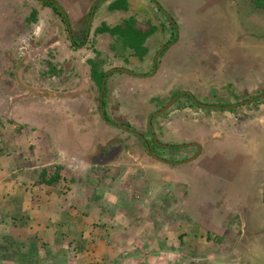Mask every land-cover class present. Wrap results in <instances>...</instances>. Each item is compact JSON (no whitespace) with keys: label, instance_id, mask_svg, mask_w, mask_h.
Listing matches in <instances>:
<instances>
[{"label":"rangeland","instance_id":"rangeland-1","mask_svg":"<svg viewBox=\"0 0 264 264\" xmlns=\"http://www.w3.org/2000/svg\"><path fill=\"white\" fill-rule=\"evenodd\" d=\"M56 1L68 14L71 32L78 38V44L84 40L85 31L90 28L83 45L73 44L61 16L41 0H0V264H23L18 257L26 251H30L33 264H113L108 261L115 258L116 247L128 243L124 237L131 231L134 233L132 243L144 246L145 255L138 257L142 264H213L215 258L225 259L227 253L231 259L240 260L242 264H253L251 245L259 243L264 246V233L260 231L264 226H260L258 232L254 229L262 224L259 217L264 216V192L259 199L254 196L259 195L257 184L264 176L263 171L254 169L262 155L264 158V132L260 135L258 131L263 129L257 130L259 126L256 125L247 129L243 140L237 136L236 139L227 136L223 140L217 137L213 147L220 149L221 143H225L224 148L230 151L226 155V163L215 162L210 167V174L201 169L195 173L196 168L192 167L186 169V172H193L195 185L189 201L187 203L180 199L165 204L167 209H163V212L166 215L171 213L174 219L164 218L165 223L159 231L147 224L148 219L120 215L119 208L117 216L111 213L112 217H104L109 214L106 211L113 210V203L124 189L120 183L131 181L130 195L133 194L135 200L138 199L136 196L141 197L138 192L142 190L138 185L136 187L134 180L136 177H146L147 161L138 156V149H134L136 146L129 150L135 134L130 130H127L128 134L122 133L124 128L119 126L137 131L133 125L119 117L112 119L115 124L111 123L113 126L110 128L101 122V92L91 78L88 59L99 60L105 70L118 63L138 70L141 66L136 57L129 58V61L117 58L109 41L98 44L95 28L107 18L108 5L112 0H103L95 9L91 22L92 6L96 0ZM255 3L254 0H129L126 14L136 18L137 26L143 30L157 26V31L147 42L154 54L146 66L150 69L149 73L152 70L158 73L154 79L157 86L180 88L189 83V87L197 88L196 82L200 80L203 86L198 89L197 95L192 93L199 102L237 104L233 108L220 110L193 105L195 111L201 114H193V117L201 122L203 134L200 140L195 138L187 142L191 144L187 148L176 147L183 149L184 154L192 148L195 157L199 150L197 144L205 146L210 130L222 136L224 127L241 129L244 117V120H249L250 113L255 114L258 105L264 103V96H261L264 94V4L258 6ZM238 7H242L240 12H237ZM33 9L38 10L37 22L28 21ZM167 14L176 22L178 36L169 45L167 43L174 31ZM124 19L121 16L116 21L122 22ZM162 48V52L166 51L161 52L154 66L158 51ZM234 56L239 57L229 59ZM219 67L229 68L230 73L236 72L244 79H247L245 74L248 73L254 74L257 79L261 77L263 89L249 93L238 89L243 84H237V87L235 83L204 84L203 80L212 77V70ZM53 68L56 72H52ZM138 89L136 92L140 93ZM165 93L161 92V97ZM182 97L191 106L192 100L187 96ZM121 98L125 101L124 97ZM251 98L256 99L244 102ZM170 110H173L172 106L159 114L161 121L170 118ZM227 112L232 113L224 121L223 114ZM217 115L222 117L218 118ZM246 124L249 125L248 122ZM146 125L143 127L146 128ZM183 125L177 137L185 133L186 126ZM191 127L194 131L200 129L196 124ZM116 129L124 134L126 146L119 156L118 171L113 168L108 171V176L114 173L117 180L116 185L109 187L101 180L104 176L100 177L104 171H93L90 175L85 168L92 167L90 153L113 136ZM160 137L165 135L161 133ZM120 140L123 141L122 138ZM218 140H222L220 144ZM150 147L152 155L159 150L167 153L168 149L155 143ZM207 151L210 150L202 148L200 153ZM58 165H61V172L67 180L61 182L53 192L37 186L35 181L43 170L53 174ZM201 174L205 176L199 179ZM155 178L158 181V176ZM203 185L211 195L203 193V190L206 191V188L200 189ZM154 188L153 197L146 201L147 208L152 209L155 196L159 198L153 208L157 205V209L162 210L164 203L161 194L171 190L172 183L165 180ZM183 190L187 191L184 187ZM203 194L209 197L206 203L202 202ZM252 195L255 199L252 202L239 201ZM128 204L132 207L137 205L135 202ZM177 206L182 211L186 207L191 215L198 213L195 209L197 206L199 210L202 206L203 211L214 209V215L229 211L244 212L255 217L248 218L246 223L240 220L241 235L233 238L205 233L207 229L214 230L213 226L199 223L194 225L202 233L192 237L191 229L182 228L180 224L189 222L187 226L190 227L193 221L176 216L175 211L180 210L175 208ZM150 212L155 214L153 209ZM69 213L70 217L66 219ZM219 218L218 222L226 223L221 216ZM235 222L232 221V224ZM244 225L245 233L241 229ZM147 226L150 227L145 237L146 247L143 238L137 235L139 231L145 234L143 228ZM97 238L98 243L95 244ZM174 243L181 248L169 249L175 247ZM216 263L219 264V261ZM260 263L263 264L264 260H260Z\"/></svg>","mask_w":264,"mask_h":264},{"label":"crops","instance_id":"crops-1","mask_svg":"<svg viewBox=\"0 0 264 264\" xmlns=\"http://www.w3.org/2000/svg\"><path fill=\"white\" fill-rule=\"evenodd\" d=\"M113 1V0H112ZM111 3V2H110ZM121 16H123L125 19L129 18V16L126 14L125 10H109V14L107 16V18H104V20L102 22H107V24H109L110 26H115L117 24H121L122 22H117L116 19L120 18ZM101 22V24H102ZM101 24L97 25V27H99ZM139 27V26H138ZM95 28V30H96ZM140 28V27H139ZM143 30V29H142ZM96 35H98V37L96 36V39L98 40V44H102L105 41H109L110 42V48L111 50L114 52V55H117V58L119 59H124L126 60V58H131L133 57L132 55H130L132 53V50L127 49L126 51L121 50V51H117V50H113L112 49V44L115 42V38L114 36L110 35L109 33H96ZM150 40V38L148 39V41ZM147 41V42H148ZM149 47V46H148ZM101 49V48H100ZM103 50V49H102ZM152 48H149V53L146 55L144 60H140L138 57V65L141 66V70L137 69V68H133L129 65H126L124 63H118L117 67H125V68H129L131 70V72H126V71H110L107 75V80H106V89H105V98H104V114H102L101 112V122H103L105 125H107L108 128H110L111 126H113L111 123H109L104 115L105 112L108 114V116L111 119H115L116 117L121 118L122 120L128 122L129 124L133 125V127L137 130V133L142 134L143 136H147L149 132H153L156 134L157 139H159L161 142H164L166 144H186L187 142H190L192 139H197L200 140V136L203 134L202 130V124L200 121H198L196 118L193 117V114H199V112L195 111V108L193 107V105L191 104V106L188 103H185L183 101V97L180 96L177 98V100L175 101V103L172 105V109L170 110V118L168 119H164L163 121H161L160 119V115L156 114V112H158L163 106H165L173 97V95L176 92H190L193 93L195 95H197L198 93V89H200L203 84H201L200 80L198 82H196L197 88L194 87H189V83L186 84L185 86H181L180 88H176V87H171L169 89H164V88H160L159 86H157L155 84L154 79L157 78L158 73L154 72L150 75H145L146 73H149L150 69L148 67H146L147 65L150 64L151 59L153 58V54L154 52L151 51ZM135 57V56H134ZM239 56H234V57H229V59L232 58H238ZM226 58V57H224ZM114 66V67H115ZM220 66V65H219ZM232 65H231V69H232ZM105 70V69H104ZM189 71V69H188ZM212 77L210 78H206L203 80L204 84H208V82H211L213 84H217V83H222L223 85H231L232 83H235V86L237 87L238 85H242V87L238 88V89H244V91L249 92V93H253L256 92L258 90L263 89L262 88V78L260 77L259 79H257L255 77L254 74L252 73H248L245 74L247 75V79L243 78V75H239L234 72V73H230V69L229 68H218V69H213L212 70ZM108 72V71H107ZM242 74V72H240ZM214 75V76H213ZM259 84V85H258ZM261 84V85H260ZM139 87V92H136V89ZM132 88V90H128ZM194 88V89H193ZM161 92H166L164 96L161 97ZM237 95V94H236ZM136 96L135 101L132 102L133 97ZM124 97L125 101L121 98ZM167 100V101H165ZM154 105H153V102ZM165 102V104H164ZM122 103V104H121ZM259 109L254 111L253 108H249L251 109L250 111H254L255 114L250 113V115L248 116L249 120H244L241 122V129L238 130V128L236 127V129L231 128V126H229L228 128L224 127V132L222 134V136L217 135V132H214L213 130H210V136L207 137V141L205 143V146L202 147V144H197L199 147L198 150V154L194 157L193 154L195 153L193 151L192 148H189L188 153L184 154V150L179 148V149H175L172 148L173 151H171V148L167 149V153H163V151L159 150V148H157L159 151L156 152V156L150 154V152L148 151V148L146 146V142L140 138L139 135H137L136 133H134L135 135H133V143L132 146L129 147V150H133L132 148L134 146H136V148L134 149H138L137 154L140 158L142 159H146L147 161V169L146 177H142V178H135V184L136 187L137 185L139 186V189L141 188L142 192H138L141 197H138L137 200L133 199V194L130 195V183L131 181H127L124 183H120L121 188L124 187L123 190L120 191V197L117 198V200H115L114 204V208L112 211H106L108 215H104L105 218L107 217H112L111 213H113V216H117L119 213L120 215L123 214V216L126 217H132V218H136V219H148L147 224H150V226H156V223L153 221L155 219H161L163 220L164 218H167L166 216V212H163V209L166 210L167 209V204L170 201H179L180 199H183L185 201H189V197L191 196L192 190L195 187L193 179L192 178V174L193 172H186V169L188 167H192V168H196L194 169L195 173H198L197 170H204L206 174H210L209 170L210 167L215 163H222L225 164L226 163V155L230 150H227L224 148L225 143H221V148L220 149H216L215 147H213V143L214 141H217V137L220 139H226L227 136L232 137L233 139H236L235 136L239 137L241 140H243V138L245 137V134L247 133V129L251 127H255L259 126V128L257 130H261L262 131H258L260 132V135H263L262 132H264V103L259 104ZM194 108V110H193ZM189 111V112H188ZM191 113V114H190ZM232 112H227L226 114H223L224 116V121L226 119V117L231 116ZM126 115L125 118H122ZM128 115V117H127ZM159 115V116H158ZM215 117L216 114H213ZM218 118H221V115H217ZM150 118L152 120V127L150 128ZM113 119V120H114ZM238 118L236 117L235 120H237ZM256 119V121H254ZM234 120V121H235ZM190 122H193V124H191ZM249 123L246 124V123ZM252 123V124H251ZM147 124V125H146ZM181 124H184L183 126H186V131L185 133H181L179 136L177 137V133L180 131V127ZM196 126H200V129L197 131H194V129L191 127L192 125ZM146 125L147 127L144 128ZM122 126V128H124V131L122 133H127V130L133 131L132 129H129L126 126L123 125H119ZM144 126V127H143ZM114 128V127H112ZM126 130V131H125ZM246 130V131H245ZM144 131V132H143ZM161 132L162 134L165 135V137H160L161 136ZM121 135V136H120ZM124 134H121V132L116 129V132L114 133V135L110 136L106 142H103L99 145L96 146L94 152L89 156V161L92 164V167H86V171L87 173L89 172H98V171H104V175L102 174L100 177H102L101 180L104 181V183H106L107 186L111 187L114 185H116V174L112 173V176H108V171L109 169H114L115 171H118V165L120 164L119 161V156L124 153V148H125V138H124ZM120 138L123 139V141L120 140ZM222 140H218V143L220 144V142ZM225 142V141H224ZM114 143V144H113ZM116 143V144H115ZM195 143V142H194ZM98 144V143H97ZM121 144V145H120ZM190 144V143H189ZM248 144V143H247ZM100 146V147H99ZM160 147V146H158ZM119 148V150H118ZM186 148V147H184ZM202 148H207L206 153H200ZM258 147L256 146V149ZM99 149V150H98ZM113 149H117L115 151V153L112 156H109V158H106V156H101V159L98 161V163H94L93 159L97 156H99L100 153H102L103 151H111ZM147 149V151H145ZM213 149V150H212ZM254 149V148H253ZM175 150H177L175 152ZM219 154L218 156H216L217 153ZM134 154L136 153V151L133 152ZM176 153V154H174ZM200 153V154H199ZM89 154V153H88ZM187 155V156H185ZM195 155V154H194ZM254 156H256V154H252ZM212 156V158H210ZM223 157V158H222ZM223 159V161H222ZM116 166H112L114 164H116ZM259 163L257 166H255V170L258 171H263L264 172V158L263 155L262 157L259 159ZM145 167V166H142ZM178 168V169H177ZM180 171V172H178ZM110 175V174H109ZM262 175V174H261ZM155 176H158V181H155L156 178ZM203 176H205V174H201V176L199 177V179H201ZM167 181L169 183H172L173 188L171 190H167L165 191L164 194H161V199L164 203V206L161 209H157V205L153 208V204L157 203L156 201H158V198H155L154 196V200H152V209L155 212L154 215H152V213L150 211H152V209L150 210L149 208H147V199H151L153 197V189H155L154 187L157 185V183H161L163 181ZM263 180H264V176L262 175V179H259L258 184H257V193H259V195H254L256 197H258V199L261 197V195H263L264 189H262L263 187ZM157 182V183H156ZM166 183V182H165ZM186 187H185V186ZM166 186V185H165ZM183 187L186 188L187 191L183 190ZM164 188V187H163ZM206 188V191H204L203 189ZM201 190H203V193H208L209 195H211V193L207 192V187L206 185H203L201 188ZM101 190V189H100ZM136 191V190H135ZM189 192V193H188ZM122 194V195H121ZM104 195V194H103ZM143 195V196H142ZM172 196V197H171ZM254 196L252 195V197H244L239 199V201H243V202H252L255 199ZM104 197H106L104 195ZM147 197V198H146ZM151 197V198H150ZM108 198V197H106ZM142 198V199H141ZM237 198V197H236ZM209 199V197H207V195L203 194L202 195V202H207ZM243 199V200H242ZM263 201V200H262ZM135 202L137 205H135V207H132L131 205H129L128 203H132ZM149 202V201H148ZM142 203V204H141ZM186 203V205H188ZM212 207V206H211ZM119 208V209H118ZM121 208L123 209V211L121 210ZM124 208H130L128 209H124ZM176 209H180L181 207L177 206L175 207ZM120 210L121 212H119L118 210ZM197 209V212L195 215H191L188 214V210L185 209L182 211L181 209L176 212L175 211V215L180 216V218H189L191 219V221H193V224L199 223L201 225H205V224H211L214 228V230H210L207 229L205 231V233H210V234H220L223 235L225 237L230 236L231 238L236 237L241 235L240 233V226H239V222L240 220H245L244 222L246 223V220L250 217H255L254 215L250 214H244L243 213H233V212H222V214H217L214 215L213 212L215 211L214 209L210 210L211 208H209L208 211H203L202 210V206L200 208V210L198 209V206L195 208ZM199 210V211H198ZM119 213H118V212ZM142 211V212H141ZM163 212V213H162ZM180 213V214H179ZM190 213V212H189ZM212 213V214H211ZM263 215V213H262ZM219 216L222 217V219L226 220L225 222H218L217 219H220ZM259 218H262V224L261 225H257V227H254L255 230H257L256 232H258V228L260 226H264V216H260ZM158 219V220H159ZM231 219V221H230ZM254 219H258V218H254ZM159 220V221H161ZM232 221H236L234 223V225L232 224ZM163 222V221H162ZM164 223V222H163ZM232 225V226H231ZM150 226H147L143 229L146 230V234L148 233L147 230ZM238 226V227H237ZM155 229H157L158 231L160 230L161 227H154ZM242 232H247L246 230V226L244 225L242 228ZM81 231V230H80ZM260 231L262 233H264V228H260ZM250 232H252L250 230ZM196 233V232H195ZM200 233H196L197 236ZM254 233V232H252ZM133 231H131V233L129 232L126 233L127 236L124 237V240H127L128 243H126V245H122V246H118L116 247V251L117 253L114 254V257H119L123 254H126V251L131 247V248H142V244H138L140 246H136V243H132L134 241V238H132L131 236L133 235ZM139 234H143V231H139ZM261 234V233H260ZM131 241V242H129ZM132 243V244H131ZM224 245H226V243L223 242ZM176 249H179V244H175ZM231 245V244H228ZM260 245V247H259ZM97 246L94 244V250L95 252H97ZM231 248V246H230ZM112 249H115L112 247ZM234 249V248H233ZM250 252H252L253 254H251V259L253 261V264H261L260 260H264V246L262 244L259 243H253L250 247ZM228 251H230V249H228ZM89 251H87L88 254ZM92 253V252H90ZM92 255H94V253H92ZM225 256V259L222 260H217V258H215L213 260V264H217L216 262L219 261V264H242V262L240 260H236L231 259L230 254L227 253ZM84 257V256H83ZM101 261V260H100ZM264 264V263H263Z\"/></svg>","mask_w":264,"mask_h":264},{"label":"trees","instance_id":"trees-1","mask_svg":"<svg viewBox=\"0 0 264 264\" xmlns=\"http://www.w3.org/2000/svg\"><path fill=\"white\" fill-rule=\"evenodd\" d=\"M41 1L43 2V4L45 6L52 7L61 16L63 22L67 26V30L70 34V37H71L73 44H75L76 46L83 45L85 43L87 36H88V30L85 31L84 40L81 41L80 44H78V38L73 36L72 32H71V24L69 21V16L65 12V10L62 9V6L56 0H41ZM254 1L256 2L255 4H257L258 6H261L264 4V0H260V2H258L257 0H254ZM95 3H96V6L94 8V11H95V9L99 8L101 3H103V0H99V1L96 0L94 2V4ZM94 4L92 7H94ZM158 7L161 11H163V8L160 5ZM241 8L242 7H238L237 12H240ZM108 9L113 10V11L114 10H125V11H127V10H129V0H113V1H111V3H109ZM91 14H92V11H91ZM167 18H168L171 29H173V31H174L172 39L167 43V45H169L172 42L176 41L178 39V36H177V24H176V22L168 14H167ZM37 20H38V10L33 9L30 13L28 21L37 22ZM136 24H137V21H136V18L134 16H130L129 18L124 19V21L121 24H117L115 26H110L109 24H107V22H102V24L96 28L95 33H97V34L98 33H109L110 35L114 36V38H115V42L112 44L113 50H117V51L118 50L119 51L124 50V51H126L127 49H129V50H132L131 55L133 57L135 56V57H138L140 60H144L146 55L149 53V47L147 45V41H148L149 37L152 36L157 31V26L153 25L148 30H142ZM165 51H166V49L162 53H164ZM129 60H130L129 57L126 58V61H129ZM88 63L91 66V78L98 85L99 90L101 92V86H102L103 78L106 75L107 70H104L101 67L99 60H94L92 58H89ZM53 71L56 72L55 68L52 69V72ZM153 71L154 70H152L151 73H153ZM151 73H146L145 75H149ZM177 93L178 92H176L173 95V97ZM179 93H181V96L189 97L192 100V105H196V102H195L196 98L192 93L187 92V91L179 92ZM105 95H106V93H105ZM105 95H104V98H105ZM104 117L108 122L115 123L108 116V114L106 112H105ZM66 180H67V177L64 176L61 172V165H58V166H55L53 174H49L47 170H43V172L40 174V177L37 178L35 183L37 184V186H40L43 189H47V192H53L59 188V185L61 184V182L66 181ZM167 204H169V202ZM171 215L172 214L170 213L166 216L168 217V219L173 220L174 217H172ZM68 217H70V213L67 214L66 219H68ZM159 220L158 219L155 220L156 226H154V227H161L165 223L164 220H163L164 223L162 222V220L161 221H159ZM187 223H189V222L180 224V226L182 228H184V227L190 228L191 232H192L191 233L192 237H197L196 233H199V231H200L199 227H195V225L191 224V223H190L191 224L190 227H188ZM187 231L188 230L186 229V233H188ZM138 237L140 239L143 238V244L147 247V242L145 240L146 233L145 234H139ZM208 238L212 239L211 236L210 237L208 236ZM97 243H98V238H97V242H95V244H97ZM181 244L183 246L182 241H181ZM143 248H144V246L142 248H131L130 247L126 251V254H123L117 258L115 257L112 260H109L108 263L112 262L113 264H142L140 258H138V257L142 256L144 254ZM180 248H181V246H180ZM169 249H176V248L173 246L172 248H169ZM163 250H164V246H163ZM30 257H31L30 251H26V252L21 253L20 256L18 257V259L21 260V262L23 264H33Z\"/></svg>","mask_w":264,"mask_h":264},{"label":"water","instance_id":"water-1","mask_svg":"<svg viewBox=\"0 0 264 264\" xmlns=\"http://www.w3.org/2000/svg\"><path fill=\"white\" fill-rule=\"evenodd\" d=\"M97 3V2H96ZM96 3L94 4V7H93V10H92V14H91V18H90V22H91V20H92V17H93V15H94V8H95V6H96ZM90 31V28H88V32ZM164 48H162L161 50H159L158 51V54H157V56H156V58H155V63L157 62V60H158V57L160 56V54H161V52H162V50H163ZM117 69H119V70H121V71H126V72H131V70L129 69V68H125V67H119V68H117ZM115 70V68L114 69H112L111 71H114ZM110 71H108L107 73H106V75L104 76V78H103V82H102V86H101V95H100V107H101V112H102V114H104V93H105V89H106V80H107V75H108V73H109ZM181 95V93H178L174 98H172L165 106H163L158 112H156V114H161V113H164V112H166L174 103H175V101L177 100V98L179 97ZM261 96H264V94H262ZM256 98H251V99H248V100H245L244 102H249V101H252V100H255ZM195 102H196V104H198L199 106H201V107H206V108H213V109H221V108H223V107H221V106H216V105H207V104H203V103H201V102H199L197 99H195ZM244 102H241V103H244ZM233 107H235V106H229V108H233ZM149 124H150V128L152 127V120H151V118H150V122H149ZM132 132H134V133H136L137 135H139L140 136V138H142L143 140H146L145 138H144V136L142 135V134H140V133H137L136 131H132ZM157 143H159L158 141H157ZM161 146H163V147H171L170 145H168V144H163V143H159ZM121 145V144H120ZM147 146H148V150H149V152H151V149H150V147H149V144L147 143ZM117 149H113V150H111V151H109V152H107L106 150L105 151H103L102 153H100L99 154V156H97V157H95L94 159H93V161H94V163H98V161L101 159V156H106V158H109V156H112L114 153H115V151H116ZM118 150H119V148H118ZM155 155V154H154ZM156 156V155H155Z\"/></svg>","mask_w":264,"mask_h":264},{"label":"flooded vegetation","instance_id":"flooded-vegetation-1","mask_svg":"<svg viewBox=\"0 0 264 264\" xmlns=\"http://www.w3.org/2000/svg\"><path fill=\"white\" fill-rule=\"evenodd\" d=\"M158 61V60H157ZM157 64V62L155 63V61H154V66ZM115 68V70L114 71H119V69H117V68H119V67H117V66H115V67H111L109 70H107V71H111L112 69H114ZM112 72V71H111ZM181 96V95H180ZM179 96V97H180ZM199 101V100H198ZM225 102V101H224ZM224 102H221V103H224ZM220 103V102H219ZM196 105H198V104H196ZM207 105H213V104H207ZM237 104L235 103V104H229V105H216V106H221V107H223V108H221V109H224V108H229V106H236ZM199 106V105H198ZM201 107V106H200ZM202 108H206V107H202ZM100 109H101V107H100ZM216 110V109H215ZM218 110H220V109H218ZM113 124H115V123H113ZM144 138L146 139V140H144L145 142H146V146H147V143L150 145V146H152V144H156L157 146H160V147H162L159 143H163V142H161L159 139H157V137H156V134L155 133H153V132H149L148 133V135L147 136H144ZM157 141L159 142V143H157ZM114 144V143H113ZM116 144V143H115ZM164 144V143H163ZM171 147H167V148H175V149H178V148H176V147H189V146H191V144H189V143H186V144H176V145H170ZM148 147V146H147ZM150 154H152L151 152H150Z\"/></svg>","mask_w":264,"mask_h":264},{"label":"clouds","instance_id":"clouds-1","mask_svg":"<svg viewBox=\"0 0 264 264\" xmlns=\"http://www.w3.org/2000/svg\"><path fill=\"white\" fill-rule=\"evenodd\" d=\"M134 131V130H133ZM134 133V132H133ZM149 147H150V145H149ZM148 148V147H147ZM150 149H151V151H152V147H150ZM149 151V150H148Z\"/></svg>","mask_w":264,"mask_h":264}]
</instances>
